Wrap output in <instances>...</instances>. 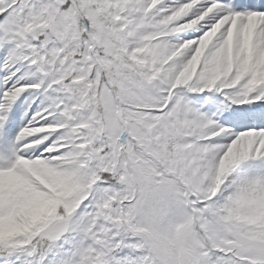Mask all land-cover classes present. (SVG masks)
I'll list each match as a JSON object with an SVG mask.
<instances>
[{
	"label": "snow or ice",
	"instance_id": "6c2138e0",
	"mask_svg": "<svg viewBox=\"0 0 264 264\" xmlns=\"http://www.w3.org/2000/svg\"><path fill=\"white\" fill-rule=\"evenodd\" d=\"M0 264H264V0H0Z\"/></svg>",
	"mask_w": 264,
	"mask_h": 264
}]
</instances>
